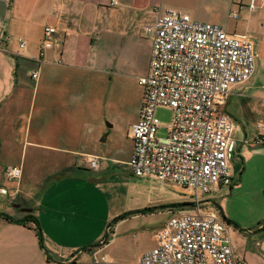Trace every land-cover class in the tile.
Segmentation results:
<instances>
[{"label":"crops","instance_id":"1","mask_svg":"<svg viewBox=\"0 0 264 264\" xmlns=\"http://www.w3.org/2000/svg\"><path fill=\"white\" fill-rule=\"evenodd\" d=\"M209 2L218 3L211 11L237 9L235 0H172L184 9L167 0H0V213L14 219L0 217V264L114 262L104 234L121 209L107 198L103 180L133 153L130 133L152 46L144 27L158 7L195 17ZM261 2L242 8L250 17ZM217 24L255 42L246 34L251 22L245 31L229 20ZM47 26L56 32L42 52ZM254 74L224 106L236 121L233 183L206 197L226 219L236 255L264 264V86ZM14 165L22 170L18 180L5 176ZM27 214L37 223L18 221ZM170 216L166 211L156 229ZM116 219L117 228L130 216ZM154 246L153 233L143 253Z\"/></svg>","mask_w":264,"mask_h":264},{"label":"built area","instance_id":"2","mask_svg":"<svg viewBox=\"0 0 264 264\" xmlns=\"http://www.w3.org/2000/svg\"><path fill=\"white\" fill-rule=\"evenodd\" d=\"M256 1L235 0L230 16L238 19L239 9L254 8ZM156 12V20L144 27L152 46L148 70L140 77L143 100L130 133L134 147L128 165L137 177L173 182L189 193L191 204L169 208L170 218L154 232L155 246L138 264H247L236 255L220 210L205 204L213 188L233 183L236 121L224 106L234 87L256 71L255 42L179 9ZM55 32L45 28L42 52L52 46ZM158 107L173 110L168 125L161 124ZM98 165L97 157L90 158L91 168ZM21 173L14 165L5 176L18 180Z\"/></svg>","mask_w":264,"mask_h":264},{"label":"rangeland","instance_id":"3","mask_svg":"<svg viewBox=\"0 0 264 264\" xmlns=\"http://www.w3.org/2000/svg\"><path fill=\"white\" fill-rule=\"evenodd\" d=\"M175 7L182 8L168 1ZM205 6L200 10V14L194 18L202 21L222 23L229 20L233 25H237V30L246 29V25L251 22V27L246 29V34L254 36L257 48V68L253 76V81L258 86H264V7L258 8L250 17L246 9L240 10V17L234 20L230 17V9L225 13L211 11L218 3L213 6ZM249 20V23H248ZM264 90V88H263ZM162 125H168L173 117V110L168 107H158L156 112ZM165 129H160V136L165 135ZM103 182L106 185L107 198L113 199V205L121 209V214L114 217L107 223L104 237L109 242L107 252L113 257L116 264H134L139 256L152 244V235L159 223L165 219L166 211L169 208L174 210L185 209L191 204V197L187 191L177 188L172 182H163L153 177H137L127 162L118 164L106 174ZM208 197V195H207ZM206 197L205 206L213 204L212 199ZM136 213V210H144ZM155 208V209H154ZM126 214L130 219L123 221L122 224H115Z\"/></svg>","mask_w":264,"mask_h":264},{"label":"trees","instance_id":"4","mask_svg":"<svg viewBox=\"0 0 264 264\" xmlns=\"http://www.w3.org/2000/svg\"><path fill=\"white\" fill-rule=\"evenodd\" d=\"M155 209V208H154ZM147 211V210H153V209H151V208H148V209H144V210H139V212H143V211ZM0 217H3L4 219H6V220H9V221H13L14 219H13V217L12 216H10V215H8V214H6V213H0ZM124 217H126V214H124V215H121L120 216V218H124ZM20 223H22V224H26L27 222H30V221H34V222H36L37 223V219L33 216V215H31V214H27V215H25L23 218H21V219H19L18 220ZM38 225V224H37ZM37 231H38V236H39V239H40V242H41V244H42V246H43V241H42V233H41V230H40V227L39 226H37ZM50 258V257H49Z\"/></svg>","mask_w":264,"mask_h":264}]
</instances>
